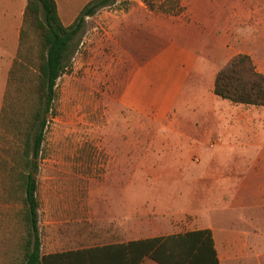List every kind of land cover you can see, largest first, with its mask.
I'll use <instances>...</instances> for the list:
<instances>
[{
	"label": "rangeland",
	"instance_id": "rangeland-1",
	"mask_svg": "<svg viewBox=\"0 0 264 264\" xmlns=\"http://www.w3.org/2000/svg\"><path fill=\"white\" fill-rule=\"evenodd\" d=\"M176 40L199 52L200 85L192 79L165 117L127 109L122 96L132 74ZM238 54L251 56L264 73V0H181L172 14L150 12L142 0H118L87 19L57 81L35 174L43 254L145 239L158 217L172 220L189 207L191 224L181 233L209 221L218 245L224 240L228 249L233 246L229 264H238L236 246L243 240L260 248L263 257L254 264H264V205L259 211L249 195L250 206L237 208L246 190L189 184L196 167H237L235 151L208 149L206 132L264 135V108L235 105L213 92L212 78ZM10 70L4 94L0 87V115ZM217 102L230 107L218 111ZM126 152H132L133 169L124 172ZM198 171L195 176L202 181L220 176ZM116 197L126 216L133 217L132 225L116 220ZM19 209L0 198V264H14L19 256ZM246 228L254 234L241 237ZM249 263L252 259H244ZM142 264L156 263L147 258Z\"/></svg>",
	"mask_w": 264,
	"mask_h": 264
},
{
	"label": "trees",
	"instance_id": "trees-1",
	"mask_svg": "<svg viewBox=\"0 0 264 264\" xmlns=\"http://www.w3.org/2000/svg\"><path fill=\"white\" fill-rule=\"evenodd\" d=\"M117 1H90L66 27L55 0H28L20 47L10 70L6 104L0 115V198L20 207L18 216L23 228L14 264H142L146 258L157 264H220L210 229L42 253L35 174L57 81L67 68L66 62L87 19ZM180 1L142 0L150 12L168 14L179 8ZM213 92L234 104L264 107V73L258 71L251 56L238 54L217 72Z\"/></svg>",
	"mask_w": 264,
	"mask_h": 264
},
{
	"label": "crops",
	"instance_id": "crops-1",
	"mask_svg": "<svg viewBox=\"0 0 264 264\" xmlns=\"http://www.w3.org/2000/svg\"><path fill=\"white\" fill-rule=\"evenodd\" d=\"M55 1L57 4L58 15L63 25L67 27L76 20L82 9L92 0ZM27 3L28 0H0V74L3 75V80L0 81V87L3 85V94L6 87L8 71L13 64L20 47L21 29ZM201 34L202 33H199V35ZM180 35L181 34H179L177 31V33L174 35L175 39H177ZM199 62L200 55L198 51L186 47L179 40H176V42H170L167 47L158 51L151 58L147 59L146 62L132 74L122 96L123 105L127 109L133 110L134 112L140 114L154 112L158 116H167L172 110L175 109L177 97L182 93V91H184L185 88L188 87L192 79L195 80L197 85H200L202 80V72L199 68ZM215 77L212 78L213 84ZM235 105L248 106L253 109L264 108L252 105ZM217 107V110L219 111L220 108L225 109L230 106L227 104V102H217ZM207 113L211 114L213 112L207 110ZM191 134L195 133L191 132ZM196 135L198 136H196L198 141L199 139H202V135L199 132L196 133ZM205 135L211 138L210 143L207 145L208 149L220 147L235 151L239 158L237 167H224L223 169L215 168L214 171H209L205 165L199 166L201 168L203 167L202 169L200 168V170L199 167H196L192 171L189 184L194 187L197 185H202L204 188L246 190L242 191L244 194L243 201L237 206V208H248L250 205L247 203L251 202H249L247 199L250 198V200H254L251 203L252 206L255 205V207L261 211V207L264 205V135L237 134L221 131L214 133L206 132ZM123 156L125 160L121 163H123L122 166H125L124 172H127L125 171L126 167H133V155L132 152H126ZM132 169H129L128 172L131 173ZM198 170H204L205 173H218L220 176H217L211 181H202L199 176H195ZM125 184H127V181H125L122 186H119V191L117 192L120 193L121 189H123L122 187L125 186ZM117 200L118 197L114 199L118 213L116 220L124 222L126 225H132L133 217L126 216L127 214L125 213L122 205H118L116 203ZM190 211L191 209L189 207L183 211H179L176 217H172V220H170L168 216H164L163 218L158 217L155 226L153 225V232L144 233H147L148 238L160 237L164 235L168 236L184 234L181 233V231L184 230V227L188 226L189 223L191 224V221L188 223L189 218L186 216V214ZM243 221L246 225H248V223L245 221V217L243 218ZM200 223H202L203 226L195 230L210 229L213 231V228L210 225L206 226L208 225L207 223L210 224L211 222L202 220ZM247 228H249V226ZM247 228L244 229L243 232H240L242 234H240L241 237H250V233H253V231H248ZM129 230L132 232V229ZM232 231L228 232L229 237L231 236ZM216 236L217 234H215L214 231L216 249L224 258L223 260H220V264H229L231 260L226 259V257L228 253L233 252V246L231 250L228 249L224 240L218 245ZM133 240L138 239H132L131 237L127 241H115L113 243H128ZM236 249L238 253L236 263L238 264H243V261L246 258H248V261L252 259L254 264L263 257V254L259 252L260 248H258L254 243L248 241H241L239 246H236ZM256 252H259L260 255L256 256ZM259 264L262 263L259 262Z\"/></svg>",
	"mask_w": 264,
	"mask_h": 264
}]
</instances>
